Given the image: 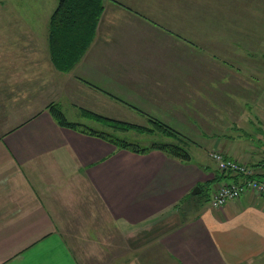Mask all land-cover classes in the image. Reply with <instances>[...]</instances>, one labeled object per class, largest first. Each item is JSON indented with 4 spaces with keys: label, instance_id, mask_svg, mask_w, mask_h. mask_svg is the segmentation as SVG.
<instances>
[{
    "label": "crops",
    "instance_id": "0c3cea01",
    "mask_svg": "<svg viewBox=\"0 0 264 264\" xmlns=\"http://www.w3.org/2000/svg\"><path fill=\"white\" fill-rule=\"evenodd\" d=\"M168 1L151 10L150 0H103L95 39L70 72L56 69L50 58L21 61L40 66L31 76L13 72L17 63L2 62L11 68L4 82L22 87L5 98L3 109L13 116L0 121V264H82L60 224L74 219L83 203L90 215L102 207L133 235L156 224L150 246L129 252L126 264L264 258V197L245 192L223 207L210 205L221 184L244 181L219 172L213 151L264 180V44L254 50L215 36L202 43L191 33L194 11L183 8V0ZM5 3L22 5L21 17L38 21L28 5L50 0ZM50 103L65 117L74 112L139 126L156 120L205 153L209 164L192 155L181 162L160 150L118 149L81 132L97 131L82 122L80 130L58 124ZM135 113L144 119L123 118ZM197 186L211 191L207 200L192 195Z\"/></svg>",
    "mask_w": 264,
    "mask_h": 264
},
{
    "label": "rangeland",
    "instance_id": "374dc122",
    "mask_svg": "<svg viewBox=\"0 0 264 264\" xmlns=\"http://www.w3.org/2000/svg\"><path fill=\"white\" fill-rule=\"evenodd\" d=\"M163 1L168 0H150L151 10ZM184 2L185 0L182 1L183 8L188 6L190 10L194 11L191 16H198L197 23L190 21L189 25L190 29L193 30L191 33L199 38L202 43H211V39L215 36L214 40L217 39L222 43L252 46L254 50L259 44H264V0H188V3L185 4ZM175 3V1L171 3V6L175 7ZM58 4L59 0H56L55 3L50 0L49 4L28 5L33 10L32 14L35 16L38 14L41 18L34 21L21 17L22 5H13L5 3V0H0V112H3V115L0 113V121L13 116L10 110L3 109L5 98L8 99L12 93H18L17 88L22 87L21 84L10 85L4 82L7 69L11 73L9 70L11 68H5V63L2 64V62H8V65L17 63L18 66L13 69V72H18V75L31 76L40 73L39 65L33 64L28 65V67L20 65V62L31 59H52L49 53V28L51 18L56 10L55 6ZM238 60H242V58L238 56ZM46 73L47 70L45 69ZM11 76L16 75L12 74ZM29 85L24 86L28 88ZM64 111L68 112V109L64 108ZM66 115V118L72 122L84 123V128L90 126V128L96 129L98 133L103 130V132L114 134L120 140L138 144L141 147L150 146L149 148H151L153 143L174 142L162 130L164 127H169L156 120L146 121L147 124L142 126L132 124L143 129L142 131L136 129L122 131L109 124L97 123L99 121L90 115L82 116L78 113L74 114V112ZM135 115L136 113L124 115L123 118L127 122L133 123L144 119V117ZM155 122L160 123L163 127L160 128L159 124ZM188 152L194 161L209 164L208 160L205 161V153L203 154L200 149L190 145ZM200 188L202 193L195 195V197L205 201L211 191L209 192L205 186ZM96 206H99V203ZM78 207L80 209L73 213L75 218L69 221L66 218L60 226L82 264H126L127 259H132L129 252L137 250L139 247L144 250L148 245L150 246L149 241L152 240V236H149V230L156 224L151 223L148 228H143L140 233L137 232L133 235L129 230L118 226L102 207H98L97 210L99 211L91 215L86 210L88 208L86 205L84 206V203ZM163 219H158L156 223L163 222ZM158 227L159 232H162L166 226L162 223ZM253 264H264V258L255 261Z\"/></svg>",
    "mask_w": 264,
    "mask_h": 264
},
{
    "label": "trees",
    "instance_id": "16d2710c",
    "mask_svg": "<svg viewBox=\"0 0 264 264\" xmlns=\"http://www.w3.org/2000/svg\"><path fill=\"white\" fill-rule=\"evenodd\" d=\"M103 10V0H59L49 28L50 54L53 64L57 69L63 72L71 71L83 58L94 40L96 28ZM48 110L61 126L80 130L81 124L68 121L58 105L51 104ZM90 116L103 120L118 130H143L129 123L113 121L95 115ZM157 124H159L160 128L163 127L160 123ZM162 130L174 142L153 143L149 149L160 150L181 162H190L191 156L188 152V147L192 143L170 128L164 127ZM81 132L99 136L118 149L129 150L135 153H144L149 150L138 144L120 140L114 134L98 133L89 128Z\"/></svg>",
    "mask_w": 264,
    "mask_h": 264
},
{
    "label": "built area",
    "instance_id": "2783aa9c",
    "mask_svg": "<svg viewBox=\"0 0 264 264\" xmlns=\"http://www.w3.org/2000/svg\"><path fill=\"white\" fill-rule=\"evenodd\" d=\"M213 161L217 163L218 170L221 173H234L243 177L241 183H224L221 184L215 193L212 194L210 205L214 208L223 207L230 201L238 200L245 192L264 197V180L253 178L251 169L243 163L236 160L228 159L220 151L211 153Z\"/></svg>",
    "mask_w": 264,
    "mask_h": 264
},
{
    "label": "water",
    "instance_id": "95a60500",
    "mask_svg": "<svg viewBox=\"0 0 264 264\" xmlns=\"http://www.w3.org/2000/svg\"><path fill=\"white\" fill-rule=\"evenodd\" d=\"M199 193H202V189L200 188V186H197L193 189L192 195H197Z\"/></svg>",
    "mask_w": 264,
    "mask_h": 264
}]
</instances>
